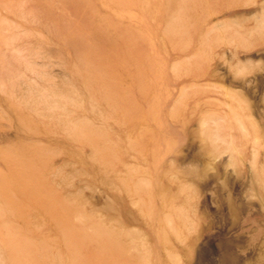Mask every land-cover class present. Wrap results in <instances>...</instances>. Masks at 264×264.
<instances>
[{
	"label": "rangeland",
	"instance_id": "obj_1",
	"mask_svg": "<svg viewBox=\"0 0 264 264\" xmlns=\"http://www.w3.org/2000/svg\"><path fill=\"white\" fill-rule=\"evenodd\" d=\"M0 264H264V0H0Z\"/></svg>",
	"mask_w": 264,
	"mask_h": 264
}]
</instances>
